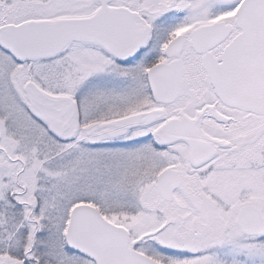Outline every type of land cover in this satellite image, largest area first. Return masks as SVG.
Returning a JSON list of instances; mask_svg holds the SVG:
<instances>
[{"label":"snow or ice","instance_id":"obj_1","mask_svg":"<svg viewBox=\"0 0 264 264\" xmlns=\"http://www.w3.org/2000/svg\"><path fill=\"white\" fill-rule=\"evenodd\" d=\"M0 264H264V0H0Z\"/></svg>","mask_w":264,"mask_h":264}]
</instances>
